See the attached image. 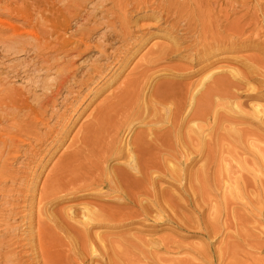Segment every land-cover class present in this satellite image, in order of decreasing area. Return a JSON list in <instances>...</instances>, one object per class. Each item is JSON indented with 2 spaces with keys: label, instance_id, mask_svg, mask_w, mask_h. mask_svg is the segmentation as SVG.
<instances>
[{
  "label": "bare ground",
  "instance_id": "6f19581e",
  "mask_svg": "<svg viewBox=\"0 0 264 264\" xmlns=\"http://www.w3.org/2000/svg\"><path fill=\"white\" fill-rule=\"evenodd\" d=\"M24 1L0 0V43L7 42L18 51L32 52L36 58L33 61L30 57L27 64L26 61H16L15 65L7 67L8 70L0 64V232L3 231L0 250L4 245H21V237L18 236L21 231L16 232L20 230L16 229L19 224L12 226L10 223L21 217L18 214L23 209L19 207L29 206L26 209L28 213L22 215L23 212L20 220L31 226L32 198V203L28 201L29 205L22 203L21 206L9 199L18 192L14 185L19 180L18 184L24 181L17 175L21 170L14 171L12 166L18 163L20 167H30L31 161L18 159L27 154L25 147L31 151L35 142L46 140L44 138L50 140L44 146L45 154L53 146L60 145L67 120L65 114L61 125L63 130L55 131L48 123L49 118L56 114L57 119L62 118L63 113L55 108L58 100H66L74 92L79 97L78 94L84 90L83 97L97 95L126 67L128 53L133 54L152 38L164 40L165 44L159 45L161 41H156L157 44L149 46L147 53L142 55L144 63L135 64L132 67L134 73L122 80L121 88L117 92H109L101 100L103 104L100 103L92 120L85 126L83 124L84 131L76 140V149L67 156L66 166L61 167L62 170L58 167L59 171L53 178L47 177L43 181L37 199V242L33 244L30 240V246L32 243V247H37L40 258L34 256L38 263L34 262L35 258L28 262L123 264L126 257H134L135 260L143 257L145 262L155 264L160 260V253L169 254L171 246L180 250L184 245L176 241L177 237L172 233L158 235L160 227L172 225L178 230L181 227L190 230L194 226L203 230L204 227L205 232L201 231L205 234L203 236H217L222 229L217 215H214L212 225L200 224L204 206L217 212L209 197L210 189L214 190L209 188L216 162L213 149L220 145L229 151L234 143L263 141V136L259 138L258 135L264 129V105L257 102L264 99V95L256 92L251 98L252 106L245 109L244 104L238 102L242 95H239L242 90L239 93L238 86L245 81L247 84L257 82L264 93V0H102L95 3L94 0H56L60 3L58 7H55L57 2L54 0L50 3L43 0L47 7L40 8L38 2L30 14L19 3ZM72 8L75 13L72 16L70 12L69 19L74 20V29L71 25L74 22L70 24L66 19L68 10ZM144 9H150L152 13L139 15L137 20L151 23L134 28L130 13ZM23 26L32 28L24 30ZM152 29L162 33H155ZM97 30L103 31L95 35L96 40H92ZM110 40H118L120 47L113 48ZM248 49L258 54L238 56L243 57L242 60L237 57V61L241 60L242 69L232 66L237 69H231L229 76L227 73L214 78L207 72L197 81L182 83L180 81L184 78L194 76L198 67L195 70L194 67L173 65L168 68V71L175 69L174 72L169 71V81H156L161 76L160 72L164 74L166 71L162 64L180 56L181 52H191V64L203 69L214 62L211 58L218 55L227 57L229 52L239 55ZM89 51L96 52L91 59L93 63L76 77L75 71L79 66L77 68L74 64ZM219 58L214 59L218 62ZM21 64L27 68L20 71ZM23 78L26 79L23 85L14 84ZM253 86L251 89H255ZM61 101L63 105L65 101ZM73 102H65L73 106L69 115L77 108ZM244 122H254L256 129ZM137 127L140 129L136 130ZM35 151L33 148L31 152ZM224 160L225 157L220 155L221 188L227 187L223 179L230 176L226 172L227 165L222 166ZM112 161H115L114 165H111ZM31 185L27 189L23 187L31 192L30 196H35V188L30 190ZM87 198L93 201L81 202L83 205L78 212L72 210L74 206L67 210H50L59 202H73L74 205L76 201ZM198 204H202V208L197 211L194 208ZM137 225L135 229L131 227ZM191 250L202 254L203 258L207 257L202 247H191ZM15 252H9L12 254L7 256L0 253L5 257L0 255V264H22V258L14 259L18 257L17 250ZM165 261L168 264H193L182 259Z\"/></svg>",
  "mask_w": 264,
  "mask_h": 264
},
{
  "label": "rangeland",
  "instance_id": "374dc122",
  "mask_svg": "<svg viewBox=\"0 0 264 264\" xmlns=\"http://www.w3.org/2000/svg\"><path fill=\"white\" fill-rule=\"evenodd\" d=\"M30 1L33 2V0H30ZM51 1L53 2V0H49V3ZM54 1L57 2L56 0H54ZM97 1H102V0H94L93 3L97 2ZM24 2H19V3H20V5H22L21 7L23 9L26 8V10L29 11V14H30L31 10H32L31 12L34 11L33 9L35 7V4L37 5L38 2H39L38 5H39L40 8L46 6V3H44L45 1L43 2V0H37L36 2H33V3L29 2V0H26L25 3ZM28 3L30 4V6H28L29 5ZM59 4L57 2L55 7H58ZM32 5H33V7H32ZM90 5H88L87 7H90ZM27 7H29L30 10ZM71 10H68V15L67 16H69V17L66 18L68 21H70V24L72 22H74V20H70L69 18L71 17V15L73 16L74 13H75V10H73V8ZM150 11H151L150 9H144V10H141V12L132 13V12H135V11H132L130 13L131 21H132L131 23H135V24H133L134 28L140 27V26H142V25H144L146 23H151L148 20H137L140 17L139 15H141V16L150 15L152 13V11L151 12ZM70 12H71V15H70ZM66 14H67V12H66ZM74 24H75V22H74ZM74 24L73 23L71 24L73 29L76 27V24L75 25ZM163 26H164V24H163ZM26 27L28 28V30H31V28H32V27H29V26H26ZM26 27L23 26L24 30H26ZM103 30H97L95 32V34L92 35V40H96V36L95 35H100V33ZM152 31L155 32V33H162V31H159L157 29H152ZM9 33L10 32H8V34ZM156 41H161V43L159 42L160 43L159 45H161L164 42V40L162 42V40H158V38H152V39H149L147 41L148 43L146 45H144L141 48H137V50L134 52L135 54L134 53L132 54V52H130L132 55L130 53H128L129 57H131V56L132 57L131 58L128 57V61L126 63V67L120 72V74L118 76L119 78L116 77L115 79H113V82L111 80L110 84H108L104 89H102L97 95H95V96L91 95V96L83 97V95L85 96V92H86V90H84V91L81 92V94H78L79 97H77L75 95L76 93L74 92V93L69 94L70 97L67 98L68 95L66 93H64V95L66 94V96H67L66 98L67 99L65 100L63 98L62 99L60 98L58 100V103L55 106V108H56V110L58 112L60 111L61 114L63 113L62 114V118H61V120H60V118L57 119V117H56L57 114H56L54 117L49 118V120H51V121L48 120V123H49V126H52L53 128H55L54 129L55 131H57V130L59 131L60 129L63 130L61 125H62V122L64 121L63 115L65 114L64 117H65V120H66V118H67V120L64 123L65 124V127H64L65 130H64V133L61 134L62 138L60 139V141H62V142L61 143L59 142L60 145L53 146L51 148V150L48 152V154H45L44 153V146L49 143V141H50L49 138L48 137L44 138L46 140H43L41 142L38 141L39 143L35 142V144H34V142H33L32 145L34 144V146L36 147L37 144H38V146H39V147L37 146L38 148L37 147L35 148L33 146V148L36 151L35 152H31V151H33V148H31L32 150L30 151L29 147H25L26 149H28V152H27L28 155L26 154L27 157H26V155H24L25 157L21 156L18 159V161H22L23 160L22 162L31 161V163L29 164L30 167H20L18 163H14V165L12 166V167H14L13 168L14 171L15 170L16 171H18V170L22 171V172L18 171L20 173H17V175H20L19 176L20 179L23 178V180H24L23 182L24 183L22 182V184H21V182H20V184H18V182L20 181L19 180L16 183L17 185L16 184L14 185L15 190L18 191V192L16 193V196H13L14 198L9 196V199H13V200H11L12 202L19 203L18 205L21 206L22 203L23 204L27 203L26 205H29V203L31 202V198H32V202L33 203L32 202L31 203L34 206L33 207L34 211H32L31 214H33V215L35 214V215L34 216L32 215V217H33L32 218V222L33 223L31 222V226H34V227L28 226L27 223H23V221H21L22 220V218H21L22 215H26L28 213L27 210H28L29 206H26V207L25 206H21V207H19L18 209H20V208L23 209L22 211L24 213L21 212V213L18 214V216L20 215L21 217L20 218L18 217L16 219L18 221L15 220V222H17L16 224H15V222H13V220L10 221V223L12 222L11 223L12 226H17V224H19L18 225L19 227L17 226L16 229L18 228L20 230H17L16 232H18V231L20 232L21 231L20 233L22 235H20L19 232H18L19 234L17 233L18 236L21 237V245L19 247L15 246V245H10V244L8 245L9 247L7 245H4L3 250L2 251L0 250V253L6 254L4 256L11 255L12 253L11 254H8V253L12 252V251H13V253H16L15 251L17 250V256L18 257H16V258L14 256L13 257H14V259H17L19 257L22 258L21 259L22 264H30L31 262L29 263L28 260L29 261L30 260L33 261L34 260L33 258H35L34 262L38 263V260L36 261V257L38 259V257L40 258V256L38 254L37 247L33 246V247H36V248L33 249V250H31V249L33 248L32 245L37 242V237H36V228H37L36 225H37V216H38V213H37V211H38V208H37L38 207L37 206L38 205V203H37L38 200L37 199L39 198V192H40L39 190L41 189V187H42V185L44 183L43 181L48 179V178H50V179L53 178L54 175L58 173L59 168H61V167L63 168V167L66 166V163L69 161V159H66V158H68L70 156V154H72L71 152H73L76 149V147H77L76 140H79L78 137L80 138L81 134L83 133V131H84L83 127L92 120L93 115L98 110V107H100V103H102L101 100H103V98L106 95H108L109 92L111 94V93L117 92L116 90H118L119 87L121 88L122 80L124 81V79H126L127 77L131 76L134 73L132 71L134 70L133 68H134L135 64L139 65V62L144 63L143 60H142L143 59L142 55H144V53H147L148 49L153 46V43L157 44ZM110 42L113 44V48L114 47H120L119 45H121V43L118 40L116 42L110 40ZM251 42L254 43V41H251ZM251 42H250V44H252ZM164 44H165V42H164ZM6 48H7V50H6ZM24 52H25V54H24ZM243 52L241 54L239 53V55L229 52L227 57L218 55L217 57H214V58L216 59V58L220 57L219 59H217V60H220V61L217 62L214 58H211L212 61L211 60L210 61L211 62L214 61V62L211 63L210 65L208 63V66L207 67L205 66V68L202 69V68H199L200 67L199 65L195 64L193 66V64H191L193 62V60L190 59L192 54H191V52L186 51V52H181L179 54L180 56H176V58L174 57L173 59L168 60L166 62L167 64L163 63L162 65H165V67L164 66H162V67L166 68L165 69L166 71H168V68H171V66H173V65L180 66V67L183 66L182 68H185L186 66L188 68L189 67H194L193 69H195V70L198 67V70H197L198 73L196 72V74L194 76H191V77L189 76L190 79H189V77L188 78H184L183 80L180 81L182 83H190V82H193V81H197L198 79H200V77L202 75L204 76L205 74H207V72L210 73V74H213L214 78L221 77L223 75H227V73H228L227 76H229V74H230L229 71H231V69L234 68L232 66H235V67L238 66L237 67L238 70L242 69V65H241L240 62H241L243 57L239 58L238 56H244L245 55L244 57H246V56H250V55L254 56V55L258 54L257 51L252 50V49L251 50L248 49L246 51L244 50ZM184 54H186L187 56L184 55ZM16 55H18V56H16ZM95 55H96L95 51H89L87 54L82 55L81 57H79L76 60L74 66H76V67L79 66V68L77 67L78 69L75 71L76 72L75 73L76 77H79L81 75V73L84 72V70L87 69V67L89 68L92 65L93 62L91 61V59H94ZM230 55H232V56H230ZM10 56H11V58H10ZM30 57H32L31 60L36 61L35 60L36 58L33 56L32 52L29 53V51H28L26 53V51H18L15 48L10 47V45H8L7 42L0 43V60H1L0 64L4 65L3 66L4 69L8 70L7 67H9V66H11L13 64L15 65L16 61H17V63H19L20 61H22L20 63H25V61H26L25 64H27V62L30 61ZM221 57L224 58V59H222ZM225 57L228 60H226ZM230 57L233 58L234 60L231 59ZM237 57L239 59H241V60L237 61L238 60ZM188 59H190V61H188ZM139 60H141V61H139ZM232 61H236L237 63L236 62H232ZM11 62H13V63H11ZM207 62H204V63H207ZM7 63H9V64L7 65ZM25 64H21L20 65V67H21V68L19 67L20 71L23 70V68H24L23 65H25ZM184 65H185V67H184ZM25 68H27V67H25ZM219 68H220V70H219ZM237 68H234V69H237ZM173 70H175V69H173ZM173 70H169V71H173ZM166 71L164 72V74H163V71H161L162 74L160 72L161 76H159L157 78L158 79V80H156L157 83H158V81L161 82L162 80L163 81L164 80L165 81H169V80H167V78L170 79L169 71H168V73H166ZM175 72H178V71H175ZM215 72H218V73L215 74ZM31 73L32 72H30V74ZM163 75L166 78L163 77ZM194 78H196V79L194 80ZM25 80L26 79H24V78L22 80L18 79L16 81H14V84L18 85V86H20V84L23 85L26 82ZM20 82H22V83H20ZM245 82H244L245 84L244 83L243 84L240 83V85L238 86L239 87L238 90H240V89L242 90V92H241V90L238 91L239 93L241 92L239 95L242 94L239 97L240 100L238 99L239 100L238 102L243 103L244 105L243 104L242 105L245 106L243 108H245V109L247 108L249 110L250 105L252 106V100H253L251 98L255 95V93L257 92L260 95H264V93H262L263 90L260 91V88H259L260 86H259V84L257 82H253V81L249 82L251 84V86H250L249 83L247 84V81H245ZM252 85L256 86V87L253 86V87H255L256 90L255 89H251ZM240 86H243V87H240ZM247 87H249V88H247ZM76 97L78 99L77 102H75V100H74ZM61 100L65 101L66 103H67V101L68 102H70V101L73 102L74 101L73 102L74 106L77 105L76 111L72 112V115H69L71 113L70 111H71V108L73 106H71L70 104L68 106L65 102H63V105H62V104H60V103H62ZM260 102H261V105H264V99L259 100L257 103H260ZM59 104H60V106H59ZM63 108H65V109L62 110ZM66 108H67V110H66ZM94 109H95V111H94ZM92 111H93V113L91 114ZM68 116L70 117V120L68 119L69 118ZM54 121H56V124H53ZM244 123H246V122H244ZM249 123L251 125L254 122H247L245 125L249 126L248 125ZM83 124H84V126H83ZM253 125L254 124H252L251 126H252V129L254 130L256 128H255V126L253 127ZM59 126H61V127H59ZM80 128H82V129H80ZM138 129H140V127L136 128V130H138ZM42 130L45 131L44 128H42ZM258 131L256 132V134L258 135V133L260 132L259 133L260 135H258L259 138H260V136H263V138L261 137L262 138L261 140H263L262 142L249 143L248 144V142L242 141L240 143H234L231 146V149L229 151H228V149H226V148H224V147H222L220 145L216 146L213 149L214 150L213 153H215L214 156L216 157V162H215V164L213 166V169H212V172H211V182L209 183V185H210L209 188H213L214 190L210 189V196L209 197L212 199L210 202H212V204L215 205V208L217 209V212L214 211V208H211V211H210L208 206H204L203 210H202L203 214L200 216V224L202 226L205 225V224H208L209 226L212 225V223H214V220H213L214 215H217L218 220H219L218 223H220V226L222 228L220 233L217 234V236H215V237L207 238L206 236H203L205 234L202 233V232H205L204 227H203L204 231L203 230H199L196 226H194V227L192 226L194 229H190V230L185 228V227L184 228L181 227V229L178 230L172 225H166L167 228L166 227H160L159 228L160 230L158 231V235H162V233H163V235H167L169 233L170 234L172 233L171 235H173V234L176 235V237H177L176 241H179V243H181L182 245L184 244V245L182 246V248L180 250H175L173 248V246H171L170 247V252L171 253H169L170 255L169 254L160 253L161 254V255H159L160 260L157 263H155V264H168L167 263L168 261H165V259L166 260L167 259H171V260H174V259H179L180 260V259H182L183 261H192L193 264H264V129H262L259 132ZM75 136H76V138L73 139ZM75 143H76V146H75ZM71 144H73V146H71ZM38 149H40V150H38ZM223 152H225V155H224ZM32 154H34V155H32ZM220 155H223L225 157V160L222 162L223 164L222 163L221 164L224 167H225V164L227 165L228 169L226 170V172H229V175H230L228 179H223V181L227 182V187H225V188L219 187V186H221L223 184V182H219V180L223 178L222 174L220 173V161H219V156ZM26 158H27V160H26ZM114 162L115 161H112L111 165L112 164L114 165ZM34 165H35V167H34ZM20 168H24V169H20ZM25 168H27V169H25ZM62 168L60 170H62ZM22 174H23V176H22ZM26 175H27V177H26ZM51 175H53V176L51 177ZM29 179H31V180L29 181ZM28 181L30 183H28ZM35 183H36V185H35ZM20 185H22V186H20ZM29 185L32 186L31 189L29 188L30 190H33L35 188L34 189L35 190V192H34L35 196H33V195L30 196L29 194H31V192L25 190V189H27V187H29ZM15 186L20 187L19 189L21 190V192L18 189V187H15ZM23 186L25 187V189H24ZM23 189L25 190V192H24ZM18 193H20L21 195L18 194ZM26 193H28V194H26ZM11 194L15 195V192H12ZM25 194L28 195V196H25ZM17 195H19V196H17ZM18 197L20 199H18ZM85 200L84 201L83 200L76 201L75 202L76 204L74 203V205H73V202H63V203L59 202L58 204L56 203L57 205H55V204L52 205V208H50V210L51 209L52 210L56 209L55 211L61 210V209L67 210V208L69 209V208L74 206L72 208V210H74V211L76 210V212H78L80 210V206H82L85 202L93 201L92 199H89V198H87ZM28 201H30V202H28ZM77 202H80V203L77 204ZM81 202L82 203L84 202V203L82 204ZM67 206H69V207H67ZM201 208H202V204H198V205H196V207L194 209L195 210L197 209V211H198ZM184 213H187V212H184ZM21 224L22 225L24 224V225L21 227L20 226ZM29 227H31L32 229H30ZM131 227L135 229V227H138V225L137 226H131ZM173 227H174V229H173ZM183 229H185V230H183ZM176 230H178L177 232L179 234L176 232ZM192 230H194V231H192ZM224 230H227V231H224ZM1 232L3 233V231H1ZM1 232H0V234H2ZM29 233H30V237H28ZM103 234L105 235L106 233L103 232ZM172 237H174V236H172ZM0 238H1V235H0ZM25 240H27V241L25 242ZM30 240H32V243H33V244L31 243V246H30V242H31ZM5 246H6V248H5ZM10 247H11L12 250L11 249L9 250ZM12 247H14V248H12ZM24 247H26V251L24 250L25 249ZM191 247H194L195 249L196 248H201V247L204 248L206 250L205 254H206L207 257L203 258L202 254L201 255L198 254L197 251H195L196 253L193 252L191 250ZM19 249H21V250H19ZM231 249L233 251H231ZM5 250L7 251V253H6ZM19 251H21L22 254L21 253L18 254ZM64 251L65 250H63V252ZM25 253L27 255H25ZM0 255H2V254H0ZM34 256H36V257H34ZM2 258H1V260H2ZM125 259H127V260L125 262H123V264H127V263L128 264H151L152 263V262L150 263L149 261L145 262V260H143V257H140V260L137 259L138 261L135 260L134 257H132V258L131 257H128V258L126 257ZM142 260H143V262H142ZM139 261H141V262H139ZM34 262H32L31 264H37V263H34ZM184 264H190V262H185Z\"/></svg>",
  "mask_w": 264,
  "mask_h": 264
}]
</instances>
